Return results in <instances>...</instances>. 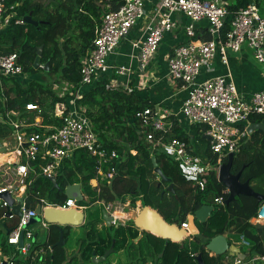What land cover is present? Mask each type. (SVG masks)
<instances>
[{
    "label": "trees",
    "instance_id": "obj_1",
    "mask_svg": "<svg viewBox=\"0 0 264 264\" xmlns=\"http://www.w3.org/2000/svg\"><path fill=\"white\" fill-rule=\"evenodd\" d=\"M98 1L4 0L7 7L15 6L14 9L19 18L23 19L30 15L38 25L12 24L2 31L0 55L16 54L26 76H34L41 72L47 77H56L49 84L38 80L30 81L28 77L1 80L5 89V98L0 102L1 113L13 112L16 118L31 126L34 124L35 114L27 111L25 105L33 103L40 107V124L29 127L28 133L42 132L50 127L58 126L59 119L54 117V107L58 103L65 102L69 93L72 97L80 83V65L90 48L95 28L104 11L103 3ZM253 1L256 6L259 1L263 2L262 0ZM122 3L123 1L111 0V9H118ZM247 5L248 0H231L226 8L230 14H233ZM227 24L223 32L228 31ZM203 40H208V36L206 35ZM40 46H42L40 67L34 70L33 62ZM45 64H48L47 71H45ZM63 83H66L69 88L61 97L52 86H61ZM75 105L77 110L91 122L93 132L102 147L108 151L115 150L123 160L119 168V176L110 184L98 182L96 187L90 183L91 180L96 179V172L93 158L87 152L77 151L71 160L65 162L62 173L56 177V183L61 190L70 184H80L84 195L81 206H89L101 201L113 203L129 200L132 208L140 202L142 207L147 206L156 210L168 224H181L186 221L187 216L192 215L201 206H212L214 197L223 196L224 200L227 199L228 194L223 195L225 188L218 182L214 172L205 179V191L199 192L194 183L185 178L178 164L161 152L153 151L145 142L144 134L139 132L138 124L133 118L137 112L145 108H154V104L148 99L140 97L135 92L127 94L114 89L110 86L108 79L101 78L76 99ZM170 120L172 128L165 140L173 138L182 140L188 144V148L194 155L212 164L215 163L216 156L211 154L209 142L203 138L205 126H189L192 134L190 135L172 116ZM249 120L251 123H259L264 122V117L253 115ZM11 134L10 126L0 124L1 141L10 137ZM151 157L155 158L165 177L171 180L174 193L165 191L167 183L159 184L158 177L153 173ZM240 171V182L248 181L254 192L264 195L263 131L257 130L249 134V138L239 148L230 172L234 175ZM11 182V173L1 169L0 183ZM127 197L130 198L126 199ZM24 199L28 208L35 209L41 201L60 205L65 202L66 197L61 191L56 190L49 180L36 177L25 189ZM259 206L260 204L251 197L238 196L227 206L215 207L205 223L196 222L198 235L193 237L192 241H187L186 246L170 242L165 244L163 240L147 233H143V236L135 242L138 232L132 226V222L128 223L127 236L119 228H110L107 238L102 242L97 240L92 229H88L86 238L81 241V260L84 262L90 260L93 248L96 254L102 255L112 243L115 252L123 249V244L126 243L128 264H136L138 260L142 264L147 260H155V264H197L196 257L192 258V254L200 255L203 264H222V256H209L205 249L209 240L219 235L225 236L229 244L231 240L236 242L242 236L250 243L248 252L264 255V227L257 229L249 222L256 216ZM4 212V209H0V248L5 255H11L16 251L7 244L6 237L7 231L14 227L16 220L15 218L2 220ZM61 230L64 239L67 240L71 227H62ZM58 236V228L50 225L46 242L36 246L35 250L50 246L51 253L44 257L30 253L27 258L17 254L13 258L15 264H75V259L72 255H68L65 246H55ZM147 257L149 258L146 259Z\"/></svg>",
    "mask_w": 264,
    "mask_h": 264
},
{
    "label": "built area",
    "instance_id": "obj_2",
    "mask_svg": "<svg viewBox=\"0 0 264 264\" xmlns=\"http://www.w3.org/2000/svg\"><path fill=\"white\" fill-rule=\"evenodd\" d=\"M98 2L103 3L104 11L99 25L95 28L90 48L80 65V83L72 97L69 93L65 102L58 103L54 107V117L59 119L58 126L50 127L42 132L28 133L29 127L40 124L37 125L35 119H40L41 109L33 103L25 105L27 111L35 114L34 124L31 126L16 118L13 112L6 114L0 112V124L8 125L12 130L10 137L13 140L15 155V166L10 172L12 182L0 183V196L9 193L13 199L24 198L25 189L31 184L32 179L36 177L47 180L56 179L62 173L65 162L71 160L77 151H85L93 158L96 172L94 181L110 184L119 176V168L123 161L121 156L115 150L108 151L102 147L93 132L91 122L77 110L75 101L89 86L101 78L108 79L112 88L127 94L140 89V86L131 87L133 74L130 65L112 66L106 59L115 52L120 41L132 28L143 20L141 35L131 44V47L138 54L141 70H146L164 36L178 27L175 19L177 15L188 19L183 29L186 43L174 46L170 50L166 62L167 78L174 84H180V87L186 91L179 114L188 127L191 125L206 127L203 136L210 138L209 149L211 154L216 156L215 163L212 164L194 155L188 148V144L182 140L174 138L165 140L172 128L170 118L175 116L167 108L159 106L145 108L137 112L133 120L138 124L139 132L144 134L143 138L151 149L161 152L178 164L185 178L191 180L199 192H204L206 177L214 172L217 179L221 165L226 162L224 160L230 153H233L235 157L239 148L249 138L247 127L250 117L253 115L264 117V90L253 93L248 101H244L239 96L230 75L217 76L205 81H198V78L202 68L216 57L221 64L227 66L229 53L237 55L241 53L243 47L250 50L255 64L264 68V18L259 16L255 3L248 4L236 13L230 14L225 0H123L122 5L116 10L111 9L110 0ZM148 4L151 5V12L149 16H146L145 6ZM14 8L15 6L7 7L4 0H0V33L12 24L19 26L25 24L23 19L17 16ZM203 21L207 24L205 33L208 40L196 39L197 24ZM226 24L229 29L223 32ZM112 74L117 78L126 77L127 79L112 80L108 78ZM17 77L27 78L23 67L18 62V56L16 54L0 55V102L5 98V89L1 80ZM147 82L148 78H144L142 85L144 86ZM52 88L58 96L62 97L69 87L63 83L58 87L53 85ZM57 88L59 89L56 90ZM6 139L0 140L4 148V152L0 154L9 153ZM225 194H228L226 189L223 192V195ZM224 202L223 196L214 197L213 210L215 207L225 206ZM101 204L103 210L112 219L111 225L121 224L123 218L129 219L126 216L130 208L129 200ZM40 206L41 209L76 211L86 209L76 200L67 198L60 205L41 201ZM0 209L5 210L2 220L14 218L16 220V224L7 232L6 237L7 244L12 246L16 253L5 255L0 248V264H15L13 260L15 255L19 254L22 258H27L32 251L30 241L33 238V230L30 227L35 224L30 222L36 217V213L34 209L26 206L25 199L19 208V217L14 215L5 217L8 211L11 212V207L1 198ZM118 214H121V217H118ZM187 218L185 222L175 225L186 231L184 241H192L196 235L189 232ZM249 222L253 226L264 227V202L260 204L256 216ZM38 225L49 231L50 225L41 217ZM20 238H22L21 245H19ZM230 245L238 248L239 254L245 257L240 259L237 254L228 249L222 255V264H264V255L248 252L250 243L244 237L241 236L236 242L231 240ZM239 246L246 248V253H243ZM51 251L50 246L40 248L37 250L39 255L34 253V256H40L42 253L45 256ZM208 254L214 256L209 252ZM196 256L191 255L192 258ZM144 264H155V262L146 261Z\"/></svg>",
    "mask_w": 264,
    "mask_h": 264
},
{
    "label": "crops",
    "instance_id": "obj_3",
    "mask_svg": "<svg viewBox=\"0 0 264 264\" xmlns=\"http://www.w3.org/2000/svg\"><path fill=\"white\" fill-rule=\"evenodd\" d=\"M115 1L120 2L123 0H115ZM150 12H151V5L148 4L145 6L146 16H149ZM175 19L178 23V27L173 32L167 33L164 36L159 48L157 49L155 55L152 57L150 64L146 70H141L138 60V54L135 53L131 47V44L134 41L138 40L141 35V29L144 23L142 22L143 20L139 21L136 24V26L132 28L129 34L120 41L115 52L110 56H108L106 61L108 62L109 65L112 66L130 65L133 74L131 76V87L140 86V89L138 88L134 92L138 94L140 97L148 99L149 102L154 104V107L159 106V107L167 108L171 113L175 115L174 119L179 121L182 129L188 134L192 135L189 131L187 124L183 121L182 116L179 114V109L187 93L184 89L180 87V84H174L167 78L166 62L170 50H172L174 46L182 45L186 43V38L184 37L183 29L184 26L187 25L188 19L180 15L175 16ZM206 26L207 24L204 21L197 24L198 34L196 39L203 40V38L206 36L205 33ZM226 75H230L239 93V96L244 101H248L253 93L264 90V68L261 69L255 64L252 57V53L250 52V50H248L247 47H243L241 53L237 55L233 53H229L227 66L221 64L219 58L216 57L212 62H210L209 64L204 66V68H202L198 81H205L210 78H214L217 76H226ZM108 78L116 81L127 79L126 77L117 78V76H115L114 74L109 75ZM144 78H148V82L145 83L143 86L142 83ZM40 121H41L40 119H35V123L37 125L40 123ZM248 123L249 125L252 124L250 120ZM5 142H7L8 144L9 153L0 154V157H5L4 160L0 161V170L6 169L9 172H12L15 166L14 165L15 155L13 154V140L10 137L6 139ZM98 203H102V202H98ZM139 208H141L140 202L136 203L135 208L130 207V209L128 210L129 211L131 210V212L128 214L129 217L127 218L133 219L136 216V212ZM93 215L95 216L93 217V219L96 221L99 218V216L97 214H93ZM125 221L126 220L123 218L120 226H122V223H124ZM256 226L257 225H255V227ZM71 228H75L77 230V227H71ZM85 229H82L83 235L87 233ZM136 240L137 239H135V242ZM71 246H72L71 248L69 247V245L67 246V240H66L65 248L66 249L68 248L67 249L68 255H71L73 253L72 251L75 249V246H73L72 244ZM95 256L100 257L101 255L95 253ZM91 258L92 255L90 257V260ZM114 260L115 259H110L108 260V262H105L103 264H116V260L115 261Z\"/></svg>",
    "mask_w": 264,
    "mask_h": 264
},
{
    "label": "water",
    "instance_id": "obj_4",
    "mask_svg": "<svg viewBox=\"0 0 264 264\" xmlns=\"http://www.w3.org/2000/svg\"><path fill=\"white\" fill-rule=\"evenodd\" d=\"M264 3V0H262ZM248 4L253 5V0H248ZM23 22L28 25L37 26L38 23L31 19L30 15L23 17ZM42 55V46L37 49V55L33 62V69L37 70L40 67V57ZM48 70V64H45V71ZM256 130L264 132V122L252 123L247 127V132L249 134L253 133ZM203 138L209 141L208 136H203ZM4 152V148L0 142V153ZM234 160V154L230 153L226 159V162L221 165L218 173V182L227 190L228 197L224 202V205L227 206L229 203L233 202L238 196L251 197L255 199L259 204L264 202V195L254 192L249 186V182L244 183L240 182L241 171L237 174H231V166ZM151 164L153 167V173L158 177L159 184L167 183L168 186L165 191L174 193L173 184L171 180L162 173L161 169L158 167L155 158L151 157ZM53 184V187L61 191L67 199H74L79 204L84 201V195L82 194V189L80 184H70L65 187L64 190H61L55 178L49 179ZM96 182V181H92ZM0 198L6 202L11 207V212H7L5 217L8 218L10 215L19 217L20 212L19 208L24 201L23 197L13 199L9 193L2 194ZM213 212V207L211 205H203L192 215L188 216L187 224L188 230L192 235H197V228L195 222L205 223ZM263 212V211H262ZM36 217L31 220V224H36L39 222L40 217L49 225H53L58 228L59 236L58 241L56 242V247H64L66 239H64L62 227H79L85 221L84 211L76 210H59L55 208H44L41 209V206H37L35 209ZM102 220L105 222L107 227L111 226L112 219L109 217L104 210L101 212ZM133 227L142 233L150 234L158 239L163 240L166 244L168 242L173 244H181L186 238V231L184 229L178 228L175 224H168L160 216V214L150 207H141L137 210L136 216L132 219ZM257 229L263 228V226L257 225ZM8 232V231H7ZM22 244V238L19 240V245ZM205 249L207 252L211 253L214 256H222L228 249L229 251L237 254L240 259H244L245 256L239 254V249L228 244L225 236L219 235L209 240L206 244ZM113 253V246H110L101 257H96L95 253L92 254L91 263L92 264H101L107 261V258L110 254ZM197 264H203V260L200 255L196 256Z\"/></svg>",
    "mask_w": 264,
    "mask_h": 264
},
{
    "label": "rangeland",
    "instance_id": "obj_5",
    "mask_svg": "<svg viewBox=\"0 0 264 264\" xmlns=\"http://www.w3.org/2000/svg\"><path fill=\"white\" fill-rule=\"evenodd\" d=\"M230 1L231 0H226V2L227 3H230ZM257 9H258V14H259V16L260 17H262V18H264L263 16H264V3L263 2H260L259 1V3H258V5H257ZM261 69H262V67H260ZM29 79H30V81H32V80H38V81H40V82H42V83H44V84H49L52 80H54V78H56L55 76L54 77H47V76H45V75H43L41 72H39L38 74H36V75H34V76H27ZM57 87H58V85H56ZM59 88H57L56 90H58ZM92 181H94V179L93 180H91V185L93 186V187H96L98 184H97V182H92ZM130 197H127L126 199H129ZM125 199V200H126ZM130 207V206H129ZM142 207V206H141ZM96 209V210H95ZM97 209L99 210L100 209V206H97L96 204H94L92 207H89L85 212H84V214H85V221H84V223L82 224V225H80V226H82V229L84 228L85 229V226H86V221L88 220V222H89V220H94L93 219V217H95L93 214H97L98 216H99V211H97ZM130 209V208H129ZM95 210V211H94ZM131 212V210L129 211L128 210V212H126L127 214H126V216H128L129 217V213ZM97 216V217H98ZM118 217H121V214H118L117 215ZM95 221V220H94ZM195 225H196V227H197V223L195 222ZM133 226V225H132ZM86 228H87V226H86ZM119 229H121L122 231H123V233H124V235L125 236H127V226L125 227H123L122 228V226L121 227H118ZM30 229L31 230H33V238H32V240L30 241L31 242V244H32V251H30V253L33 255L34 253L36 254V255H39V254H37V250H35V247L36 246H38V245H42V244H44L45 242H46V238H47V230L46 229H43L40 225H38V223L37 224H35V226L34 227H30ZM88 229H92V224H89L88 225ZM102 229H103V231H105V228H103L102 227ZM123 229H125V230H123ZM137 232H138V236H137V238L136 239H138V238H140V236H141V232L140 231H138L137 229H135ZM80 229H78V230H76L75 228H71V232H70V234L71 235H69V238L67 239V246L69 245V247L71 248L72 246H71V244L73 245V246H75V248L77 249V247H78V243L75 241V239L76 238H78L79 237V234H80ZM97 231H98V229H97ZM198 231V230H197ZM109 232H110V230H109ZM112 233H113V231H112ZM86 233L83 235L82 233L80 234V236L81 237H85L86 238ZM263 235H264V230H263ZM101 238V237H100ZM118 238H120L119 236H118ZM121 239V238H120ZM100 240H102V241H104L105 240V238H101ZM27 242H29V241H27ZM183 245H185L186 246V244H188L187 243V241H184L183 243H182ZM181 244V245H182ZM124 246L126 245V243H124L123 244ZM122 245V246H123ZM111 246H113V253H112V255L108 258V260H110V259H115L116 260V262L118 261V259H120V254H119V251H117V252H114V244L112 243V245ZM110 248V247H109ZM108 248V249H109ZM239 248L241 249V251L243 252V253H246V248H244V247H242V246H239ZM68 249V248H67ZM107 249V250H108ZM93 250H95V248H93ZM92 250V252H91V255L93 254V253H96V252H94ZM122 250V249H121ZM74 251V250H73ZM72 251V252H73ZM106 251V250H105ZM104 251V252H105ZM72 256H73V253L71 254ZM40 256L41 257H44V253H42V254H40ZM124 256H121V259L123 258ZM37 257H35V259H36ZM108 260H107V262H108ZM114 260V261H115ZM83 261V260H82ZM84 262V261H83ZM86 262H90L89 260H87ZM88 264H90V263H88ZM92 264V263H91Z\"/></svg>",
    "mask_w": 264,
    "mask_h": 264
},
{
    "label": "flooded vegetation",
    "instance_id": "obj_6",
    "mask_svg": "<svg viewBox=\"0 0 264 264\" xmlns=\"http://www.w3.org/2000/svg\"><path fill=\"white\" fill-rule=\"evenodd\" d=\"M102 203H104L103 201H101ZM130 203V202H129ZM94 204H96V203H93V204H90L89 206H85L86 207V209H85V211L89 208V207H92ZM97 206H102V204L101 203H99V204H96ZM96 210V209H95ZM94 210V211H95ZM102 210H103V206L102 207H100V209L98 210L97 209V211H99V218L96 220V221H94V220H89V222H88V220L86 221V226H87V229H85L86 231H88V225L89 224H91L92 223V225H94L93 227H92V230L94 231V233H95V235H96V238H97V240L98 241H101L102 242V240H100L101 238H107V235H108V232H109V230H110V228H118V227H121L120 225L121 224H114V225H111L110 227H107L106 225H105V222L102 220V215H101V212H102ZM84 211V212H85ZM96 222V223H95ZM98 222V223H97ZM129 222H132V219H127L123 224H122V226H128V223ZM196 226V225H195ZM102 227L103 228H105V231H103V229H102ZM123 228V227H122ZM78 229H80V234L82 233V226H79V227H77V230ZM84 229V228H83ZM97 229H98V231H97ZM85 233V232H84ZM80 234H79V237L78 238H76L75 239V241L78 243V247H77V249L75 248L74 249V251H73V258L75 259L74 260V262H75V264H88V263H90L91 264V262H83L82 260H81V249H82V244H81V241L83 240V238H85V237H81L80 236ZM143 236V233L141 234V236H140V238ZM101 237V238H100ZM139 239V238H138ZM137 239V240H138ZM136 240V241H137ZM166 244V243H165ZM126 246V245H125ZM124 246V248L122 249V250H120L119 251V254H120V259H118V261L116 262V264H128L129 263V256H128V254H127V250H126V247ZM151 246H153V243H151ZM96 247V246H95ZM94 252H96L95 250H93ZM115 252V251H114ZM112 254H110V256H111ZM102 256V255H101ZM100 256V257H101ZM109 256V257H110ZM121 256H124L122 259H121ZM108 257V258H109ZM159 257H161V255H159ZM143 258V257H142ZM142 258H141V260H142ZM149 257H147L146 259H148ZM108 260V259H107ZM90 261V260H89ZM135 261V260H134ZM147 261H152V260H147ZM155 260H153L152 262H154ZM107 262V261H106ZM131 262H133V261H131ZM130 262V263H131ZM105 263V262H104ZM101 264H103V263H101ZM136 264H142V262L141 261H137L136 262Z\"/></svg>",
    "mask_w": 264,
    "mask_h": 264
},
{
    "label": "bare ground",
    "instance_id": "obj_7",
    "mask_svg": "<svg viewBox=\"0 0 264 264\" xmlns=\"http://www.w3.org/2000/svg\"><path fill=\"white\" fill-rule=\"evenodd\" d=\"M4 159H5V157H0V161H1V160H4Z\"/></svg>",
    "mask_w": 264,
    "mask_h": 264
},
{
    "label": "clouds",
    "instance_id": "obj_8",
    "mask_svg": "<svg viewBox=\"0 0 264 264\" xmlns=\"http://www.w3.org/2000/svg\"><path fill=\"white\" fill-rule=\"evenodd\" d=\"M98 183V182H97Z\"/></svg>",
    "mask_w": 264,
    "mask_h": 264
}]
</instances>
